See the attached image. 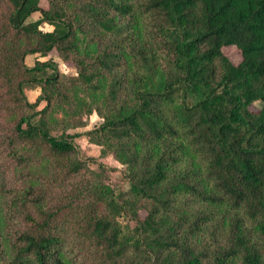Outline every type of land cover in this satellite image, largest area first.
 <instances>
[{"label":"trees","instance_id":"trees-1","mask_svg":"<svg viewBox=\"0 0 264 264\" xmlns=\"http://www.w3.org/2000/svg\"><path fill=\"white\" fill-rule=\"evenodd\" d=\"M42 1L0 0L6 176L42 149L64 160L88 198L109 210L88 227L101 264H264L255 240L264 241V0H47V9ZM228 47L240 51L238 65ZM52 52L77 75L50 59L27 66L28 57ZM36 83L41 94L30 103L24 86ZM74 90L103 94L89 112L103 123L87 135L124 167L126 192L78 159L71 120L53 134L48 115L71 105ZM188 154L199 160L200 180L184 167ZM6 184L11 220L0 264H88L87 255L66 254L70 238L51 220L35 226L26 215L32 227H21L28 205L42 200L34 188ZM128 211L133 227L120 221Z\"/></svg>","mask_w":264,"mask_h":264},{"label":"rangeland","instance_id":"rangeland-1","mask_svg":"<svg viewBox=\"0 0 264 264\" xmlns=\"http://www.w3.org/2000/svg\"><path fill=\"white\" fill-rule=\"evenodd\" d=\"M41 7L47 9L48 1L43 0ZM37 18L38 15H35L34 19ZM43 29L51 31L53 27L45 24ZM224 52L234 64L238 65L242 61L241 53L236 47L225 48ZM49 59L57 64L61 74L65 76L77 75V70L73 66L65 64L55 52L50 53L47 57L39 55L28 57L26 64L28 67H32L36 60L44 62ZM40 94V84H26L24 86V95L28 102L35 103ZM72 95L74 97L71 105H53L48 115V123L53 134L55 136L59 135L64 129V120H71V124L76 129H70L69 133L76 136L75 142L79 146L78 159L88 163L93 170L101 174L106 183L115 189L117 193L126 192L129 184L124 176V167L112 156L102 157L101 147L92 143L87 135L88 132L99 128L103 123V120L96 113H89L93 108L102 106L103 94L88 96L81 91L74 90L70 96ZM8 99L9 97L6 94L1 97L0 106H3L4 101ZM12 105H6V107ZM45 106V102L41 103L38 111H42ZM259 108L260 104L257 103L252 107V110H258ZM14 119L15 117H11L7 122L12 123ZM42 150L37 152L36 159L31 166L24 169L16 167L13 170L15 172L14 179L6 176L8 175L6 174L7 172L3 167H0V236L6 234L7 222L11 220L2 193L7 185L6 182L17 186L20 185L24 188H34L39 196L38 200L43 202L45 212L40 211L42 202L38 205L35 203L28 205L23 218L20 220V226L23 228L32 227V224L26 220V215L36 219L35 226L51 220L52 227H56L59 230L62 229L64 234H68L70 238L67 255L70 254L71 258L76 259L79 254H84L87 255L86 261L88 264H101L99 255L90 249V247H93L91 246L93 242L90 239L91 233H88V227L96 216L108 213L109 210L106 204L98 203L88 198L83 186L84 182L80 178H73L69 175L70 173L63 165L65 161H61L48 150ZM188 156L184 167L191 174L193 173L197 180H200L203 173L199 160L197 161L191 154H188ZM224 214L226 236V231L231 227L232 214L227 210L222 213V215ZM133 217L130 211L124 212L120 217V221L125 226L133 227ZM255 237L258 245L264 246L263 238L257 235Z\"/></svg>","mask_w":264,"mask_h":264}]
</instances>
